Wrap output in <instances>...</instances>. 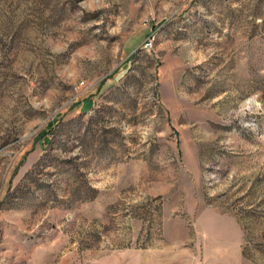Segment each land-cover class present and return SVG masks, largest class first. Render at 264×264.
Here are the masks:
<instances>
[{"label":"rangeland","instance_id":"obj_1","mask_svg":"<svg viewBox=\"0 0 264 264\" xmlns=\"http://www.w3.org/2000/svg\"><path fill=\"white\" fill-rule=\"evenodd\" d=\"M0 264H264V0H0Z\"/></svg>","mask_w":264,"mask_h":264},{"label":"trees","instance_id":"obj_2","mask_svg":"<svg viewBox=\"0 0 264 264\" xmlns=\"http://www.w3.org/2000/svg\"><path fill=\"white\" fill-rule=\"evenodd\" d=\"M49 130H50V127H49Z\"/></svg>","mask_w":264,"mask_h":264}]
</instances>
